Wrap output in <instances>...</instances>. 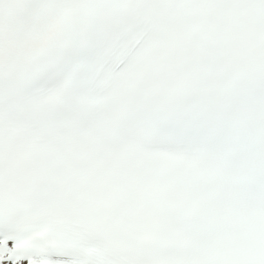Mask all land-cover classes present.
Here are the masks:
<instances>
[{
  "label": "snow or ice",
  "instance_id": "6c2138e0",
  "mask_svg": "<svg viewBox=\"0 0 264 264\" xmlns=\"http://www.w3.org/2000/svg\"><path fill=\"white\" fill-rule=\"evenodd\" d=\"M0 264H264V0H0Z\"/></svg>",
  "mask_w": 264,
  "mask_h": 264
}]
</instances>
